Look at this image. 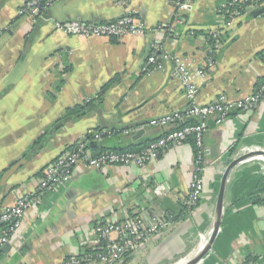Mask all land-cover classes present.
Returning a JSON list of instances; mask_svg holds the SVG:
<instances>
[{"label": "crops", "instance_id": "1", "mask_svg": "<svg viewBox=\"0 0 264 264\" xmlns=\"http://www.w3.org/2000/svg\"><path fill=\"white\" fill-rule=\"evenodd\" d=\"M1 1L0 93L5 94L0 99V176L17 161L31 157L7 182L13 193L4 199L0 211L34 193L45 167L82 137L103 134L99 142L93 136L87 140L96 143L95 151L88 148L95 156L145 147L164 134L148 122L182 111L186 100L173 76V63L166 62L162 70L150 75L144 73L154 42L170 56L198 67L209 52L200 31L227 33L226 42L208 54L214 66L204 80L197 81L198 104L210 103L220 94L243 99L264 79V15L251 18L254 9H248L224 31L220 11L227 0H196L186 12L177 11L167 0L122 4L121 0H63L52 4L44 19L37 21L18 15L25 0ZM125 14L138 15L136 19L145 28L142 34L79 38L54 27L55 22H106ZM91 101L93 107L83 116L43 141L67 110ZM133 122L142 125L122 130ZM207 125L204 189L194 208L187 209L185 204L194 158L190 140L167 149L142 168L88 169L78 164L68 183L44 194L26 210L20 227L10 234V251L0 253V264H65L81 253L83 242L95 237L96 224L119 222L142 211L175 221H167L143 250L123 264H186L201 252L210 232L225 159L240 147H264V98L252 112L233 111L221 125L213 119ZM139 133L133 141L132 134ZM211 147L216 157L208 154ZM34 148L38 152L30 155ZM262 201L264 160L253 157L230 171L220 226L210 250L196 264H264ZM183 209L185 217H180Z\"/></svg>", "mask_w": 264, "mask_h": 264}, {"label": "built area", "instance_id": "2", "mask_svg": "<svg viewBox=\"0 0 264 264\" xmlns=\"http://www.w3.org/2000/svg\"><path fill=\"white\" fill-rule=\"evenodd\" d=\"M60 1L63 0H25L17 13L21 17L44 19L49 7ZM126 1L129 0H121L120 4ZM170 1L173 2L172 4L177 11L186 12L196 0ZM240 2L241 0H227L222 6L221 15L224 19L226 16L228 17L227 21L224 20L222 30L227 31L243 16L238 10L230 11V7ZM255 7H249L247 11ZM136 16L125 14L115 20L97 23L81 20L55 22L54 27L68 36L119 39L125 36H137L144 32L145 28L136 19ZM205 45L206 50H208L207 44ZM219 47V43L216 42V50ZM166 62H171L174 65L173 76L183 90L186 106L180 112L169 113L148 122V125L152 127L163 129L164 134L139 151H103L92 156L87 144L81 142L68 149L66 153L45 167L40 185L34 193L21 197L13 205L1 209L0 224L4 225V229L0 233V248L10 244V234L20 227L26 210L30 209L36 201H39L44 194L51 193L60 185L68 183L76 165L83 164L88 169L128 165L142 168L147 163L157 160L160 154L167 149L173 148L188 139L193 140L195 148L189 193L185 204L187 209H192L199 203L204 189L203 173L207 167V151L204 146V136L208 128L207 121L213 119L216 125H221L233 111L244 113L254 111L264 98V79L258 84L253 94L243 99L231 100L226 95L220 94L210 103L198 104L195 100L198 92L197 81L204 80L208 76V72L214 66L213 57L207 54L203 65L196 67L185 59L170 56L167 52H163L159 44L154 42L145 61L143 71L146 75H150L162 70ZM188 119H195L197 122L180 126ZM102 135L101 132H96L93 133V138L99 142ZM257 151H264V147H240L236 156ZM166 225L167 220L162 215L147 211H142L138 215H126L119 222L98 223L93 227L95 237L83 242L81 253L67 259L65 264H123V261L129 256L143 250Z\"/></svg>", "mask_w": 264, "mask_h": 264}, {"label": "water", "instance_id": "3", "mask_svg": "<svg viewBox=\"0 0 264 264\" xmlns=\"http://www.w3.org/2000/svg\"><path fill=\"white\" fill-rule=\"evenodd\" d=\"M170 3H173L172 1L168 0ZM183 0H179V2H182ZM3 6V2H0V9ZM260 15H264V6L260 9L254 10L251 14L250 17L251 18H255L258 17ZM138 16V15H137ZM232 41V40H231ZM32 41H28L27 45H26V49L29 50L30 45H31ZM3 94H5V92L0 93V99L2 98ZM140 125H142V122H133V123H129L126 124L122 127L123 131H127V130H131L134 128L139 127ZM58 130V128L55 126L52 128V130L49 133V136H47L44 141L49 140L52 136H54V134L56 133V131ZM142 135V133L139 134H132V140L136 141L140 136ZM93 134H89V136L87 137H82L79 139V141L81 143H86L87 144V148H95L96 147V143L95 142H87L88 138L92 137ZM238 149L235 150L234 152H232V156H229L228 158L225 159L224 161V167L221 169L223 175L221 178V182L219 185V190H218V194H217V198H216V205H215V217L214 220L212 221L215 224L213 225V229L210 233V236L207 240V243L205 244V246L203 247V249L201 250V252H199L198 255H196L194 258H192L191 260H189L186 264H196L211 248L212 242L216 236V233L218 231V228L220 226V221H221V217H222V206H223V198H224V191H225V185H226V181L228 178V175L230 173V171L239 163L243 162L244 160L248 159V158H252V157H260L261 159L264 160V151H257L254 153H248L245 155H240V156H236ZM38 152V150L33 149L30 152V155H36V153ZM208 154H210L211 157H216V152H214L213 147L209 148ZM31 156L27 157V158H23L20 161H17L16 163H14L13 165H11L6 171H4L1 176H0V205L2 204V202L4 201V199L10 194L13 193V187L11 185H7V182L9 181V179L11 178V176L16 173L20 168H22L26 162L28 161V159H30ZM10 251V246L9 245H4L3 247L0 248V253H8Z\"/></svg>", "mask_w": 264, "mask_h": 264}, {"label": "trees", "instance_id": "4", "mask_svg": "<svg viewBox=\"0 0 264 264\" xmlns=\"http://www.w3.org/2000/svg\"><path fill=\"white\" fill-rule=\"evenodd\" d=\"M228 1H232V0H228ZM252 6H256L254 8V10H257V9H260L264 6V0H241V2L239 4H235L233 7H230V11H233V10H238L240 12V14L244 15L246 14L247 12V8L249 7H252ZM224 20H228V17L226 16ZM205 40H206V44L208 46V54L210 53H214L215 50H216V42L218 43H224L226 42L227 40V33H224V34H215L214 32H203V31H200ZM219 32V31H218ZM117 79L115 80H112L110 83L106 84L100 91V95L104 94L108 88L114 83L116 82ZM100 95H98V99L100 98ZM93 105H92V101L83 105V106H76L72 109H69L67 110L66 112V115L60 119L57 123H56V127L59 128V127H62L64 126L67 122L73 120V119H76V118H79L81 116L84 115L86 109H90L92 108ZM197 121L195 119H188L187 121H185L184 124L180 125V126H183V125H188V124H195ZM178 126V127H180ZM96 131H99V130H96ZM89 136V135H88ZM190 140L193 145H194V142L192 139H188ZM44 141V140H43ZM42 143V140L40 142H38V144H36V147H39V144ZM44 144V143H43ZM142 147L144 146H138L137 148H130L131 151H139L142 149ZM73 147H70L69 149H71ZM195 148V146H194ZM35 149V148H34ZM137 149V150H135ZM91 151H95L96 149L92 148L90 149ZM129 150V149H127ZM232 152V151H231ZM260 203H263L264 204V201L260 202ZM185 211L186 209H183L180 213V217H185ZM178 218V217H177ZM166 220L167 221H175L174 219L173 220H170L166 217ZM0 229L3 230L4 229V225L3 224H0Z\"/></svg>", "mask_w": 264, "mask_h": 264}, {"label": "bare ground", "instance_id": "5", "mask_svg": "<svg viewBox=\"0 0 264 264\" xmlns=\"http://www.w3.org/2000/svg\"><path fill=\"white\" fill-rule=\"evenodd\" d=\"M215 224V221H214V223L212 222V224L210 225V232H208L207 233V239H206V241H205V244L207 243V240H208V238H209V235H210V233H211V231H212V229H213V225ZM212 226V227H211ZM205 244H204V246H205Z\"/></svg>", "mask_w": 264, "mask_h": 264}, {"label": "rangeland", "instance_id": "6", "mask_svg": "<svg viewBox=\"0 0 264 264\" xmlns=\"http://www.w3.org/2000/svg\"><path fill=\"white\" fill-rule=\"evenodd\" d=\"M28 17V16H27ZM28 18H31V19H33L34 21H37L38 19H40V18H38V17H28ZM35 18V19H34ZM94 238V237H93ZM93 238H91V239H93ZM89 240V239H88Z\"/></svg>", "mask_w": 264, "mask_h": 264}]
</instances>
